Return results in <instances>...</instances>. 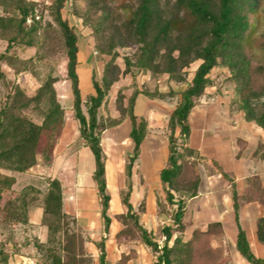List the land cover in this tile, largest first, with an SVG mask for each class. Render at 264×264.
Masks as SVG:
<instances>
[{"label":"trees","instance_id":"obj_1","mask_svg":"<svg viewBox=\"0 0 264 264\" xmlns=\"http://www.w3.org/2000/svg\"><path fill=\"white\" fill-rule=\"evenodd\" d=\"M67 1L53 0L50 4L40 5L27 0H0V39L7 41L5 50L0 51V224L14 227L11 231L14 234L15 229L30 223V208L39 202L43 208L42 223L48 228V241L56 244L46 249L44 261H38V264H91L92 255L88 252L86 242H94L98 247L100 264H112L106 259L105 242L112 217L109 213L111 195L106 180V155L101 142L102 133L108 125L99 115V110L106 103L108 91L121 72L116 63L117 45L134 44L137 50L132 57H125L123 72L134 75L132 67H135L137 71L167 74L169 89L166 92L134 88L127 105L122 107L120 117L114 123L129 118L132 143L125 164L127 189L122 194L127 212L115 215L123 224L116 238L120 239L124 235L129 238L137 234L153 251L151 264H226L228 256L224 253L223 245L213 247L210 244L211 239L219 240L224 236L220 221L208 223L205 229L195 227L189 237L185 235L189 226L187 200L198 194L201 178L196 165L203 158L188 145L191 133L189 115L210 83L211 70L220 63L230 70L232 79L243 83L242 89L248 86L250 60L244 51V43L252 28L249 13L257 10L260 0H138L124 21L122 31L114 27L106 46H99V51L111 54V58L104 64L101 81L95 77L92 79L94 92L85 100L86 112L83 110L77 72L78 36L62 13ZM86 1L89 10L82 13L78 11V15L83 17L85 23L91 21L94 31L98 33L111 19V13L105 4L106 0ZM13 10H17L19 15H9ZM45 10L52 20L44 21ZM92 10L101 12L94 20L91 19ZM53 22L58 27L67 55V76L71 82L72 108L79 123V134L94 156L92 178L104 231L99 240H94L90 235L86 239L82 232L73 228L77 219L64 210V189L58 177L47 179V188L42 196L35 184L15 187V174L27 172L40 161L51 165L66 121L65 109L54 87L57 77L48 73L32 94L25 91L16 79L19 74L33 70L34 64L47 56L45 52L50 51L49 31L54 28ZM16 46L34 47L35 54L27 59L22 58L11 53ZM194 61L199 63L190 83L177 92L171 82H183V72ZM4 66L9 68L14 77L7 73ZM139 94L151 98L179 97L166 120L169 131L168 157L165 167L159 172L167 202L176 205L172 209V223L161 228L165 237L162 243H158L152 230L143 225L141 211L130 201L135 163L148 133V121L134 112ZM241 102L245 118L254 120L264 131V110L257 112L249 96H244ZM28 108L36 111L41 117L40 122L26 113ZM259 148H264V144H260ZM212 162L216 171L231 184L238 230L236 250L250 264H264V257H257L252 251L246 231L240 224L239 198L234 179L215 160ZM49 216L53 217L51 221H47ZM256 234L264 243V217L257 220ZM25 242L30 243L28 240ZM35 245L39 249L44 248L42 242L38 241ZM4 246L8 249H4ZM17 247H20L19 241L13 235L4 242L0 240V264H10V249ZM131 252L123 253L121 260L115 264H122L136 256L135 252Z\"/></svg>","mask_w":264,"mask_h":264},{"label":"rangeland","instance_id":"obj_2","mask_svg":"<svg viewBox=\"0 0 264 264\" xmlns=\"http://www.w3.org/2000/svg\"><path fill=\"white\" fill-rule=\"evenodd\" d=\"M27 1H34L40 3V5H47L53 0ZM137 3L138 0H106L105 4L111 13V19L108 21L107 25H104V29L98 33L94 31L93 23L91 21L85 23L83 17L78 15V11L82 13L85 10H89L88 1L68 0L66 2L65 8L62 10L63 17L67 19L70 25L74 27V30L78 36L79 52L77 72L79 75L80 88L84 102V112H86L85 100H87L88 96L94 92L92 79L95 77L98 81H101L104 64L111 58V54L107 52H100L99 46H106L108 36L113 33L114 27H116V29L118 27L119 31H122L124 21L130 16L131 8H133ZM38 9L40 10L41 7ZM91 13L92 20L96 19L101 14L100 11L94 12V10H92ZM9 15L18 16L19 13L17 10H13L9 12ZM45 20H52L51 16L46 10L44 12V21ZM249 20L252 24V28L248 31V39L244 43V51L250 60V82L248 86L242 89L243 83L232 79L230 70L223 63H220L211 70L209 74L210 83L206 87L204 93L200 96V99H219V101H222L223 103V109L232 113L243 112L241 109V99H243L244 96L250 97L252 106L257 112L264 110V0H260L259 7L256 11L249 13ZM53 25V30L49 31L51 35V39L49 40L51 43L49 46L50 51L45 52L47 53V56L44 57V59H42L40 62L34 64V67L32 68L33 70H31L33 73L31 71H26V73L16 76V79L23 85L25 91H27L29 94H32L48 73H51L53 76L57 77L54 87L56 89L58 99L63 105L66 113L65 125L57 142L59 146L56 152L59 157V162H63V165L57 170V168H52V166H48L47 164L40 161L38 164L41 166H37L38 164H36L27 172L17 174L18 184L15 187L23 186L29 183L36 184L39 188L40 196H42L47 188V179L52 178L55 174H57V177L62 179L61 181L64 189L65 200H70L71 206L75 197L82 198L83 194L87 193L88 191H92L91 196H85V200L81 202L85 207L87 206L90 209L95 207V210H99L98 212H100L96 187L94 190H90L88 184H79L76 181L75 149H78L81 143L83 144V140L80 137L79 123L74 117V111L72 108L73 93L71 82L67 76V55L63 46L62 38L59 35L58 27L56 26L55 22H53ZM6 45L7 41L0 39V51H4ZM116 50L118 51L116 63L120 66L121 72L118 80L113 83L110 90L108 91V95L106 96L107 101L100 108L99 115L102 116L108 125L107 129L102 133L101 142L106 155V166L108 168V170L106 169V180L108 192L111 195L109 213H113V211L116 209V198L118 202H120V206H123L124 213H126L127 208L122 202V194L127 189L125 164L127 161V156L130 153L132 143L128 138L118 137L116 135L115 129L119 123H114L120 117L122 107L127 105V99L132 94L134 88H147L151 91L160 89V91L167 92L169 89V84L167 74H152L150 72L137 71L135 67H132L134 75H132L130 72H123L126 67L125 57H132L137 50V45H117ZM13 52L16 55L27 59L34 56L35 48L16 46V48L14 47L11 51V53ZM198 63L199 61H194L188 68L185 69L183 72L185 73V80L183 82H171V85H173L177 92H180L182 89L186 88L190 83ZM4 68L7 70V73L14 77L12 73L9 72L10 70L7 66H4ZM87 71L90 72L87 73ZM239 89H242V91L239 92ZM156 98L168 99L169 97ZM174 99H179V97H175ZM26 113L30 115L35 121H41V117L37 115L36 111L32 108H28ZM165 133L168 136L169 131L166 130ZM70 145L72 148H70ZM203 165L204 162H202V160H200L196 165V170L199 172V174L201 172L203 174L205 165L208 166L207 163H205L204 166ZM213 167L210 166L212 169ZM83 205L81 207H84ZM154 205V208L157 209V213L155 219L151 218L154 226H151L152 228L150 229L152 230V235L157 239L158 243H162L165 237L161 233V228L166 224L172 223V209H175L176 205L172 206L167 202L166 194L161 181L156 185V203ZM67 207H69V205H67ZM192 207L193 206L191 204L189 206L191 215L188 213L187 217L189 226L185 231L186 238L191 235V231L195 225V220H192ZM135 208L139 209L141 212L144 211L146 209L145 200L142 199ZM52 219L53 217L49 216L47 221H51ZM118 221L119 222L117 225L123 227L122 222L120 220ZM41 225L45 224L41 223ZM13 228L14 227H9L6 224H0V240L4 242L10 235H13V238L20 241L22 245H25L10 249L12 258L18 256L21 253L23 256L30 257L36 262L41 260L44 261L46 249L56 244L54 242L48 241V228H45L46 230L38 228L34 232L29 231L28 236L25 235L22 227L15 229L13 231L14 234H12L11 231ZM73 228H76L78 231L82 232L85 238L87 236L89 237V234L83 227L81 220L77 219V224L73 225ZM175 234L176 233H174L173 236H175ZM95 235L96 236L93 237H96L99 240V234ZM224 238L225 237L223 236L219 240L211 239L210 244L213 247H217L220 244L223 245L224 253H226L228 256V261L226 264H243L242 259H247L241 254H237L238 251L236 252L235 249L230 247L227 242L224 243ZM27 239H30L29 244L25 242ZM40 239L44 240L43 249H39L35 245V243L38 241L40 242ZM108 239L109 236L107 235V240ZM114 239H116L118 244H120L121 241L130 240L133 242L135 241L134 244L136 245L141 241L137 234L129 238L124 235L120 239H117L116 237H114ZM114 244L115 243L113 242V245ZM4 249H8V247L4 246ZM112 249L114 253L117 252L115 245ZM131 251L136 253V256L130 258L134 259L132 261L136 264H151L154 259V254L151 249H149V258L146 256V253L142 251V249L141 252L138 253L139 256L135 248H129V253Z\"/></svg>","mask_w":264,"mask_h":264},{"label":"crops","instance_id":"obj_3","mask_svg":"<svg viewBox=\"0 0 264 264\" xmlns=\"http://www.w3.org/2000/svg\"><path fill=\"white\" fill-rule=\"evenodd\" d=\"M89 72L87 71V73ZM174 98L157 99L139 94L134 105L135 114L145 117L148 121V133L141 144V152L135 163L134 186L130 201L136 207L142 199L145 200L146 209L141 212L140 219L148 229L154 226L151 218L155 219L157 213L154 204L156 203V185L160 183L159 172L167 163L166 120L179 100ZM218 101L219 99H200L189 115L191 133L188 145L194 148L200 157H203L202 162H204V165L207 163L208 166L203 165V174L200 173L198 194L187 200L188 213H190L189 206L192 204V220H195L193 228L197 226L205 229L208 223L220 221L224 230L225 238L223 242H227L237 252L235 244L238 230L232 201V188L230 182L220 172L216 171V167L212 162L215 160L234 179L239 198L240 224L246 231L254 254L257 257H264V243L258 239L256 234L257 220L264 217V148H259L260 144H264V131L254 120H247L243 112L232 113L226 111L222 107V101ZM115 130L118 137H126L131 140L129 137L131 130L129 118H124ZM58 146L59 144L56 145L53 161L50 165L52 168H57V170L63 165V162H59V157L56 154ZM70 148H72L71 145ZM75 151L76 181L79 184H88L89 189L94 190L95 182L92 178L95 168L94 156L90 148L85 146L84 143H81ZM37 166L41 165L38 164ZM210 166H214L213 169ZM106 169L108 170L107 166ZM17 174H15L16 178ZM54 177H57V174L52 178ZM58 178L62 180L60 177ZM17 184L18 179L15 186ZM91 194L92 191H88L83 194L82 198L75 197L72 206L71 201H66L64 197V210L81 220L88 234L94 240H98L93 236L99 234L101 237L104 234L100 212L95 210V207L92 209L85 207L81 202L85 200V196L89 197ZM115 202L116 209L113 213H110L112 222L107 234L109 241L106 239L105 242L106 259L108 262L115 264L121 260L123 253H129L131 247L137 250V254L142 249L149 258L150 248L141 241L136 245L134 244L135 241L130 240H124L118 244L114 239L121 228L120 225H117L119 221L115 218V215L124 213L123 206H120L117 198ZM82 205L84 207H81ZM42 213L41 203L37 202L31 206L30 223L22 226L26 236H28L29 231L34 232L38 228L46 230L47 226L41 225ZM27 240L30 241V239ZM40 242L43 243L44 240L40 239ZM113 242L117 249L116 253L112 249ZM19 246L25 245L20 242ZM86 246L92 255L91 264H100V251L95 243L86 242ZM132 260L134 259L123 261L122 264H136ZM242 260L243 264H250L249 261ZM10 264L38 263L20 253L18 256L11 258Z\"/></svg>","mask_w":264,"mask_h":264}]
</instances>
